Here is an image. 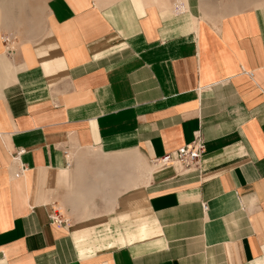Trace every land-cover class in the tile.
Masks as SVG:
<instances>
[{
	"label": "crops",
	"instance_id": "obj_1",
	"mask_svg": "<svg viewBox=\"0 0 264 264\" xmlns=\"http://www.w3.org/2000/svg\"><path fill=\"white\" fill-rule=\"evenodd\" d=\"M46 7L0 52V264H264V6Z\"/></svg>",
	"mask_w": 264,
	"mask_h": 264
},
{
	"label": "rangeland",
	"instance_id": "obj_2",
	"mask_svg": "<svg viewBox=\"0 0 264 264\" xmlns=\"http://www.w3.org/2000/svg\"><path fill=\"white\" fill-rule=\"evenodd\" d=\"M48 1L51 0H0V20L3 14L9 15L11 21L13 20L10 26L2 29L1 33L3 46L5 47V50H3L5 53H11V51H13L12 48H14L21 39L24 41V37L27 36L26 32L28 31L31 33L32 27L36 28V30L40 28L39 34L34 37V41L45 35L43 33H45L44 27L48 20L46 7ZM252 6H264V0H252ZM1 25H3V23H1ZM36 30L34 29V31ZM9 39L12 41V46H10Z\"/></svg>",
	"mask_w": 264,
	"mask_h": 264
},
{
	"label": "built area",
	"instance_id": "obj_3",
	"mask_svg": "<svg viewBox=\"0 0 264 264\" xmlns=\"http://www.w3.org/2000/svg\"><path fill=\"white\" fill-rule=\"evenodd\" d=\"M205 153L206 143L200 132H197L193 142L153 160L152 163L156 164L157 168L174 167L178 169L180 173L188 174L198 171L201 168L202 158ZM205 209H207L206 206ZM51 220L53 223H62L55 214L51 216Z\"/></svg>",
	"mask_w": 264,
	"mask_h": 264
},
{
	"label": "bare ground",
	"instance_id": "obj_4",
	"mask_svg": "<svg viewBox=\"0 0 264 264\" xmlns=\"http://www.w3.org/2000/svg\"><path fill=\"white\" fill-rule=\"evenodd\" d=\"M10 14V13H9ZM6 15V14H5ZM4 14H3V17H2V19L0 20V52L1 51H3V49H4V46H3V43H2V35H1V31H2V29L3 28H6V27H8V26H10V24L13 22V20L11 21V17L9 16V15H6L5 16ZM2 21V22H1ZM1 23H3V25H1ZM34 27H32V30H31V33H34L35 31H34ZM9 42H10V46H12V41L9 39ZM11 48V47H10ZM12 49H14V48H12Z\"/></svg>",
	"mask_w": 264,
	"mask_h": 264
}]
</instances>
